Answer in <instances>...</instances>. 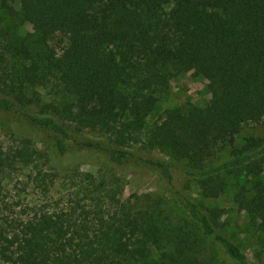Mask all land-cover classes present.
Listing matches in <instances>:
<instances>
[{
  "label": "trees",
  "instance_id": "trees-1",
  "mask_svg": "<svg viewBox=\"0 0 264 264\" xmlns=\"http://www.w3.org/2000/svg\"><path fill=\"white\" fill-rule=\"evenodd\" d=\"M19 4L62 93L42 101L34 86L53 74L40 72L24 45L10 48L14 61L0 72V123L9 136L0 145V264H225L222 254L256 264L221 230L223 211L205 209L186 190L194 182L216 198L224 175L263 171L264 136L249 134L240 147L236 140L246 127H264V0ZM192 69L205 75L209 102L165 112L143 139L158 95L176 72ZM94 156L155 173L164 190L126 199L122 179L88 175L86 190L85 181L72 187L68 208L16 213L5 182L18 169L47 187ZM233 202L264 234V182L251 194L237 186Z\"/></svg>",
  "mask_w": 264,
  "mask_h": 264
},
{
  "label": "rangeland",
  "instance_id": "rangeland-1",
  "mask_svg": "<svg viewBox=\"0 0 264 264\" xmlns=\"http://www.w3.org/2000/svg\"><path fill=\"white\" fill-rule=\"evenodd\" d=\"M18 45H24L30 51L35 63L40 67V72L53 74L46 75V80L42 84L34 86V89L40 93L41 100L47 102L59 99L62 93L61 85L57 82V74L53 73L45 61L46 45L40 34L23 19L19 0H0L1 73L9 70L6 65L14 61L10 48ZM210 98L211 93L207 88V80L202 72L194 69L176 72L170 80L168 91L158 95L154 110L146 117L142 138L147 136L153 125L163 119L165 112L182 111L188 104L203 106L209 102ZM249 134L264 136V127H246L237 136L236 146L243 145ZM8 142V132L0 123V145L4 146ZM228 151V148L222 150L219 159L227 158L229 156ZM153 153L156 156H163L158 150ZM88 175L97 178L99 181L110 177L122 179V197L126 199H132L134 196L146 193L160 194L164 190L162 182L159 181L155 173L136 170L128 166L117 167L107 162L105 158L98 159L94 156L93 158H81L70 166L69 173H62L54 184L47 187L35 183L33 180L35 175L30 172L29 168H20L8 177L5 182V192L7 197L16 205V213L20 211L18 209L21 206L26 208V213L30 211L29 208L33 205L68 208L70 205V196L68 195L72 187L78 185L80 181H85V184L79 185V188L80 191L86 190ZM224 177L226 188L216 198L203 197L194 182L189 184L186 190L187 195L205 209H221L223 211L220 219L221 230L233 239L252 261L256 264H264V234L258 229V221L233 202V194L237 186L245 187L251 194L252 187L256 182H264V167L257 177L249 174L239 176L226 174ZM55 203H57L56 206ZM221 259L225 260V264H233L223 254Z\"/></svg>",
  "mask_w": 264,
  "mask_h": 264
}]
</instances>
